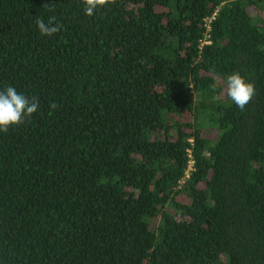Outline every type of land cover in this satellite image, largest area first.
<instances>
[{
	"label": "trees",
	"instance_id": "obj_1",
	"mask_svg": "<svg viewBox=\"0 0 264 264\" xmlns=\"http://www.w3.org/2000/svg\"><path fill=\"white\" fill-rule=\"evenodd\" d=\"M8 86L0 264H264V0H0Z\"/></svg>",
	"mask_w": 264,
	"mask_h": 264
},
{
	"label": "clouds",
	"instance_id": "obj_2",
	"mask_svg": "<svg viewBox=\"0 0 264 264\" xmlns=\"http://www.w3.org/2000/svg\"><path fill=\"white\" fill-rule=\"evenodd\" d=\"M110 2L115 3V0H83L84 12L92 17L98 8L105 7ZM50 4L44 6L48 7ZM49 10L51 11L52 8ZM55 21L56 17L50 16L47 22L42 18H37L35 23L41 35L52 36L63 28L62 24ZM226 89L228 97L241 111L251 102L256 92L254 83L247 81L236 71L227 76ZM38 107L37 98H29L23 93H18L12 86L0 91V132H7L11 126L24 123L25 119H30L37 112ZM56 107V104H50L51 109Z\"/></svg>",
	"mask_w": 264,
	"mask_h": 264
},
{
	"label": "built area",
	"instance_id": "obj_3",
	"mask_svg": "<svg viewBox=\"0 0 264 264\" xmlns=\"http://www.w3.org/2000/svg\"><path fill=\"white\" fill-rule=\"evenodd\" d=\"M212 17V15L211 16H209V17H204L203 19H204V34H203V36L201 37V39L199 40V46H201V44H203V43H206V42H208V39H207V30H208V28H209V19ZM189 155V154H188ZM191 158H189L188 159V161H187V168L184 170V176H186L187 175V171L191 168Z\"/></svg>",
	"mask_w": 264,
	"mask_h": 264
},
{
	"label": "rangeland",
	"instance_id": "obj_4",
	"mask_svg": "<svg viewBox=\"0 0 264 264\" xmlns=\"http://www.w3.org/2000/svg\"><path fill=\"white\" fill-rule=\"evenodd\" d=\"M221 89H223V88L221 87ZM221 91H222V90H220V93H222Z\"/></svg>",
	"mask_w": 264,
	"mask_h": 264
}]
</instances>
